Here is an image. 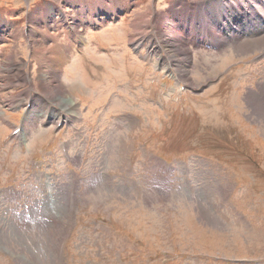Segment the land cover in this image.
I'll return each mask as SVG.
<instances>
[{"label":"rangeland","instance_id":"rangeland-1","mask_svg":"<svg viewBox=\"0 0 264 264\" xmlns=\"http://www.w3.org/2000/svg\"><path fill=\"white\" fill-rule=\"evenodd\" d=\"M153 1L138 0L121 23L118 18L98 31L80 32L83 54L65 51L68 41L54 28L57 13L43 12L31 24L51 27L55 37L47 35L43 42L64 51L62 63L40 48L32 49L37 64L29 62L31 40L40 34L4 35L0 187L13 191L0 196V264H264V109L253 106L264 104V46L236 53L231 47L249 36H234L218 52L206 49L198 42L203 19L209 18L197 7L206 0ZM230 2L242 12L254 4L211 2L209 22L228 20ZM184 3L186 10L180 8ZM37 7L42 0L28 6L0 0V16L24 26L26 10ZM254 8L262 23L252 26L254 17L251 26L241 28L242 36L255 30L248 41L264 37V7ZM186 12L194 15L185 18ZM47 14L53 26L47 25ZM187 19L197 43L188 41L189 64L178 65L161 33L172 30L187 38L188 24H182ZM136 23L139 31L131 32ZM151 29L162 48L155 51L174 64L173 80L153 73L154 57H136L133 41L143 37V48H154L147 39ZM231 32L221 33V39ZM43 66L63 91L45 94ZM27 82L45 93L32 99L34 112L22 135L12 136L2 113L16 121ZM44 111L50 122L64 114L70 124L60 132L54 123L41 128L37 122ZM65 143L68 168L61 151ZM41 171L49 173L54 189L35 184ZM72 177L79 178L75 203L65 200Z\"/></svg>","mask_w":264,"mask_h":264},{"label":"bare ground","instance_id":"bare-ground-1","mask_svg":"<svg viewBox=\"0 0 264 264\" xmlns=\"http://www.w3.org/2000/svg\"><path fill=\"white\" fill-rule=\"evenodd\" d=\"M222 1L223 0H209L208 2H206V5L207 6H206L205 10L208 8L209 3H211V2L212 3H216L215 4V7H218L220 4H222ZM255 1H259V0H252V2H254V4L251 3V2H249V5H247V4L244 5V6L247 7L248 11L250 12V13H248V15H246V13L243 14V12L241 13V10H237L238 9L237 6L232 8L231 5L233 3L230 2L228 4L231 7L230 12H229L230 7L227 8L228 9L227 11L229 12V19L226 22H224L225 24H223V27L227 29L230 26L229 24H231L233 22L234 23H238V25H239L238 27L240 29L242 27H249V26H251V24H252L251 21L253 20L254 17L256 18V16H259V17L262 16V14L260 12H257L256 9L254 8L256 6V4L257 5L259 4L260 6L264 7V1L263 2H258V3L255 2ZM224 5H226V4H224ZM180 8L181 9H185V5H184V7L182 5H180ZM177 9H179V7ZM261 9L264 12V8H261ZM210 10H212V9H210ZM234 10H237V11L235 12ZM227 11H226V13H228ZM221 12L222 11H220V13ZM220 13H218V16H219ZM77 14L83 20V23H86V21H88V20H94V19L97 18L96 16H92L93 19H92V17L87 18L88 15L86 17V11L84 12V10L79 11ZM62 15L65 16L66 20H68V21H66L67 22L66 25L69 28V31H67L68 36L66 35V37L64 38V40L68 41V43H67V47H64V48L66 50H72L73 45H75V44H77V43H79V42L82 41L81 34H80V32H76L73 28L70 27V25H71L69 23V20L70 19L68 18L67 13L65 12V15H64V13L62 12ZM256 20H258V21H256ZM256 20L252 24V26H254L255 24H257V22H259V24L262 23L261 18L259 19L257 17ZM56 21L57 20H55L54 23H56ZM39 23H41V24H39V26L35 27L34 31L29 32L30 35H31V38L38 37V35L40 34L39 39H36L35 38V39H32L31 40L32 49H34V52H36L35 50H37V49L40 48L39 49V50H41L40 52H48V53L51 54V57L52 58L54 56V57H56V60H59V63H62L66 59V55H64V53H62L64 51L62 50V52H61V51H59V48L57 46L50 47L47 44H45V42H43V39L47 35H48V37H49V35H51V36H54L55 35L53 32H51V27L50 26L49 27L48 26L46 27V24H45L44 21H43V23L42 22H39ZM139 23H142V22H139ZM139 23H136V27L139 26ZM218 23H220V21H218V20H216L215 22H212V24H211V31H210L211 36L208 37V40L209 41H206L207 43H210V42L216 43V44L219 43V45H217L219 48L217 49L216 52H218L219 49H222V46L225 43L229 44L234 39V37H232V39L230 40V42L227 41V40H225V39L222 40L223 38H222V36H221V34L219 32V29L220 28H219V26L217 27V24ZM145 24H146V20L143 22V25H145ZM54 26H56L57 29H58V24H55ZM259 26H257V28ZM139 28H136V30H138ZM254 28H256V26L255 27H252V29H254ZM257 28H256V30H257ZM190 31L192 32L193 30L191 29ZM263 31H264V27H263ZM234 32H235V30H234ZM192 33L194 34V32H192ZM192 33L189 34L187 38L182 37V39L176 34V32H173L172 30L165 31V32L161 33L163 35V41L165 43L166 50L170 53V56L174 59L175 63L178 64V65H180V64H187L188 65L189 64L188 63V58H189V52L190 51L187 48V45L189 44L188 41H191L194 45L196 44L195 35H192ZM210 33H209V35H210ZM251 34H255V33H251ZM190 35H192V36H190ZM234 36H237L238 37V35H235V34H234ZM40 38H42V40H40ZM250 38H251V36L249 35V37L247 39L249 40ZM244 39H245V37H244ZM248 40L241 39L240 41H237L235 43V45H233L231 48L236 53H243V54H245L246 51L247 52L252 51V50H250L251 47L255 46L256 44H257V48H255L253 50H258V49H260L261 47L264 46V37L263 38H254V39H252L250 41H248ZM75 46H77V45H75ZM159 47H160V45H159V42H158L157 43V48H159ZM36 57H37V55H36ZM44 57H43V55H40L39 58L41 59V62H44L45 61V58ZM169 65H170V63H169ZM184 73H187V70H185ZM41 77H42L41 80H43V83L46 85V88H48L47 89L48 91L46 90L47 93H45L47 96H48L49 93L52 94L54 92L53 89H55V88L59 89L60 91L63 89L60 86V84L57 83V81H56L57 78L53 75V71L50 70V68L48 66H43ZM26 92H27V90L25 91V93ZM251 103L253 105V102H251ZM253 106H254V108L256 107L257 110H260L261 108L264 109V104H262L261 101H259L258 103H256ZM75 116H77V115H75Z\"/></svg>","mask_w":264,"mask_h":264},{"label":"crops","instance_id":"crops-1","mask_svg":"<svg viewBox=\"0 0 264 264\" xmlns=\"http://www.w3.org/2000/svg\"><path fill=\"white\" fill-rule=\"evenodd\" d=\"M22 1L28 2L29 4H34L37 0H13L14 3H17V2L21 3ZM42 1L50 2L52 4L51 7L48 8V10L52 9L54 11L61 10L64 13L66 12L67 15H69V19L70 20L73 19L70 22L71 24L70 27L73 28L74 30L76 29V31L78 32L88 31V27H87L88 21H86V23H83V20L80 19V16H78L77 14L79 10L86 11V15H88V17L90 18L92 16L99 17L100 15H105V14L106 15L108 14L109 15H112V14L119 15V11L122 10L125 5H129V2H127V0H42ZM36 10L37 11L33 15L30 14V16L28 17L27 19L28 24H25L24 26H21V25L8 26L9 32L12 34L14 33V35L18 36L20 35V33L24 35H28L30 31H34L35 27L37 26H33L31 24V21L35 20V18L42 16L41 14L45 12L44 9H41V8H38ZM95 20L97 19H94L92 21L95 22ZM6 21H8V19L0 16V31L6 26L5 25ZM46 21L50 22L49 19ZM47 25H48V22H47ZM54 28L57 30L56 26H54ZM58 29H59L58 31H61L60 26H58ZM0 39H2L1 36H0ZM64 47H67V45H64ZM30 49L31 51L30 50L27 51L28 52L27 59L29 60L30 63L33 62L32 64L36 65L38 60L33 56V52H32L33 50L31 46H30ZM65 51L68 52L69 50H65ZM70 51H73V49ZM4 59H5L4 57L0 59L2 60V64H4ZM7 59L9 61L12 60V58L10 57L9 58L7 57L6 61H8ZM7 64L14 65L13 62H8ZM21 64L24 66L26 64V61L24 60L23 62H21ZM39 93H45V91L39 92Z\"/></svg>","mask_w":264,"mask_h":264}]
</instances>
